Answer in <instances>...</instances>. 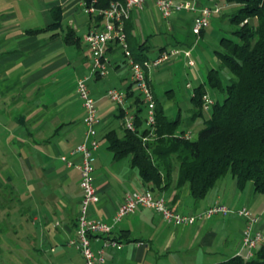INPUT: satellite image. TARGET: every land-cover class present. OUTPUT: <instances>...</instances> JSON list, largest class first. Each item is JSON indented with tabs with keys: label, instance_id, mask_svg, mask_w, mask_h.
Returning a JSON list of instances; mask_svg holds the SVG:
<instances>
[{
	"label": "crops",
	"instance_id": "crops-1",
	"mask_svg": "<svg viewBox=\"0 0 264 264\" xmlns=\"http://www.w3.org/2000/svg\"><path fill=\"white\" fill-rule=\"evenodd\" d=\"M82 1L0 0V195L6 186L12 190L8 209L15 210L24 222L13 226L8 221L0 223V236L6 231L10 235V229L16 234L14 239H0V254L7 253L19 264H84L81 252L70 245L76 237L82 199L79 161L70 152L86 139L85 110L77 85L92 68L93 58L84 36L100 21L84 10ZM199 4L208 5L205 0H199ZM78 11L89 17L81 24L87 27L86 32H78L72 19L64 30L62 21ZM194 16L193 12L182 11L165 19L150 0L143 9L133 10L127 22L131 50L148 55L151 37L166 32L175 35L184 30L199 39L208 28L201 36L193 34ZM59 19L61 24L51 27ZM24 21L30 24L26 26ZM70 28L79 44L67 41ZM166 43L159 47L158 56L163 50L178 49ZM179 50L180 56L190 51ZM120 55V48L110 44L111 76L92 79L100 119L95 135L99 148L93 153L94 186L100 201L90 207L89 217L108 224L113 223L127 194L149 190L131 168L129 157L114 160L105 139L109 131L122 136L124 127L120 108L107 96L109 87L101 89L99 82L107 79L125 91L132 86L131 91L137 95L126 59L118 60ZM145 58L150 59L149 55ZM195 65L194 61L190 66ZM152 69L148 78L157 96ZM71 86L72 91L65 92ZM134 97H130L132 105ZM65 156L72 166L62 160ZM173 187L154 194L164 196L174 211L199 216L222 205L233 213L199 218L184 226L168 223L160 213L138 208L114 225L109 238L122 248H105L102 264H217L245 257L249 249L243 247V231L248 220L237 214L243 208L257 219L254 229L264 233V197L256 193L253 183L240 192L233 178H224L200 204L193 202L188 186L180 191ZM9 211L8 219L12 214ZM17 230L23 231V240L17 238ZM104 243V237L94 238V250L103 249Z\"/></svg>",
	"mask_w": 264,
	"mask_h": 264
},
{
	"label": "trees",
	"instance_id": "trees-1",
	"mask_svg": "<svg viewBox=\"0 0 264 264\" xmlns=\"http://www.w3.org/2000/svg\"><path fill=\"white\" fill-rule=\"evenodd\" d=\"M112 1L118 0H97L96 6L107 7ZM224 1L230 6H238L229 15V21L238 26L233 32L238 40L223 36L220 48L216 50L220 67L228 68L232 77L224 85L220 68L208 70L209 84L220 89L225 97L223 102L215 100L211 117L197 138L184 139L182 135L186 131L178 133L180 117L168 118L155 96L156 138L144 142L143 138L149 135L144 125L146 109L140 96L131 91L132 86L128 87L127 93L129 97L135 96L132 106L137 112V131L133 133L124 129L122 136L117 131H109L105 136L114 160L119 162L129 157L131 168L137 171L151 192L161 194L172 186L180 191L188 186L195 204L204 201L228 174L236 181L240 192L253 183L256 193L264 196V0ZM95 18L100 21V17ZM60 24L61 19L51 27ZM74 32L70 28L66 39L79 44ZM134 56L142 63L147 61L145 57L148 58L146 53ZM207 94L204 84L193 89L191 102L195 110L192 124L203 118L204 96ZM175 171L178 173L176 183L173 181ZM2 190L0 223H3L1 213L6 212L12 203L9 195L12 190L7 186ZM5 216L7 219L6 213ZM217 264H264V245L252 259L236 256Z\"/></svg>",
	"mask_w": 264,
	"mask_h": 264
},
{
	"label": "built area",
	"instance_id": "built-area-1",
	"mask_svg": "<svg viewBox=\"0 0 264 264\" xmlns=\"http://www.w3.org/2000/svg\"><path fill=\"white\" fill-rule=\"evenodd\" d=\"M150 0H124L112 1L107 7H97V0H83L84 10L91 16L100 17L98 26L89 29L85 34L84 40L92 54V68L90 76L104 77L107 75L110 65L109 48L110 44H115L122 51L130 72V79L135 86L136 94L140 96L142 105L146 109L145 127L149 130V135L143 138L144 142L156 138V102L154 91L151 87L148 70L161 67L164 63L169 62L182 50L171 48L164 50L154 60L144 61L143 63L136 60L133 51L130 48L128 35L126 32V22L130 19L133 10L143 9ZM154 1L159 12L165 19L182 11L193 12L195 14L192 26V32L200 36L203 30L210 26V20L214 14L221 12L225 6L218 2L213 5L200 6L199 0H151ZM186 56L190 57V51H184ZM190 65H194L192 59ZM89 76L80 78L77 85V92L85 110L83 123L86 127V139L70 152L71 157L78 159L77 168L80 173V189L82 199L78 213L76 237L70 242L82 254L84 264H102L104 262V249L116 247L121 249L115 240L109 238L114 225L121 222L128 215L133 214L138 208H146L164 216L168 223L176 225H192L199 218H209L213 215H229L233 213L229 208L216 205L199 216H186L174 211L164 196H157L150 190L145 192H133L126 195L123 204L119 207L113 218V223L108 224L99 220H93L89 217V209L100 201L97 193L95 181V167L93 165V153L98 150L99 143L95 139L96 130L100 124L96 102L90 95L88 86ZM109 99L120 108L122 114L123 127L130 132L137 131V112L130 103V97L127 91L120 88H109L107 90ZM204 110L209 111L214 105V100L210 95L204 96ZM182 137L186 140H195L192 132H186ZM62 160L72 166L67 156ZM238 215L248 220L243 231V247L249 249L245 259L254 257V250L264 245V233L256 231L254 226L257 219H254L247 208L237 212ZM96 237H104L105 243L103 249L94 250L92 241Z\"/></svg>",
	"mask_w": 264,
	"mask_h": 264
},
{
	"label": "rangeland",
	"instance_id": "rangeland-1",
	"mask_svg": "<svg viewBox=\"0 0 264 264\" xmlns=\"http://www.w3.org/2000/svg\"><path fill=\"white\" fill-rule=\"evenodd\" d=\"M216 2H218L221 6L226 4L224 0H205V3H208V5H213ZM237 8L238 6H225L221 10V12L214 14L210 20L208 32L199 39L192 37V35H190L187 31L184 30L176 32L175 35H169L168 32L160 33L159 35L152 36L150 39L148 48V55L150 58L149 60L152 61L157 58L159 47L167 42L170 45H174L178 49L185 48L187 50H190L192 53L190 57H192L196 64L195 66H190L188 64L189 58L187 56L177 55L174 58L172 57L169 62L164 63L161 68L158 69V67H155L152 69L153 72H155V75L153 77L155 91L157 96L159 97L160 103L164 107L166 116L170 119H177L178 117H180L181 119V125L178 129V133H180L181 131H190L193 133V136L196 139L199 132L204 128L205 123L211 117V110H204L203 118L197 119L193 124L191 123V117L195 110V106L191 102V97L193 95V89L195 87L199 86L200 84H204L208 91V95H212L214 99L218 102H223L224 100L225 94L220 89L213 88L209 84L207 79V72L209 69L214 67L220 68V73L224 85L227 84L229 82V78L232 77V74L228 70V68L220 67V62L216 50L220 48V39L223 36L238 40L235 34L233 33L238 28V26L232 24L229 21V15L232 14L233 11L237 10ZM88 18L89 17L87 16V14H84L82 11H78L76 12V15L72 17L68 16L62 21L63 28L65 30L69 25L70 20L72 19V21L76 20L75 23L78 26V32H86L87 27L81 26V24L83 22L85 23ZM29 24L30 23L24 21V25L28 26ZM146 37L147 36H144L145 39ZM118 60H125L124 55H120L118 57ZM111 67L112 61L110 60V65L108 67V72L106 75L107 77H110L113 72ZM89 75L90 73L86 76ZM93 78L95 77L90 76L88 80V86L90 89V95L94 99L95 91L93 86L94 82L92 81ZM189 84L191 85V88L187 87ZM99 85L101 89L114 87V84L110 83L107 79L101 80L99 82ZM71 88L72 86L65 92H68V90H71ZM134 89H136L135 86ZM78 96H75L74 99L78 100ZM151 140L152 139H150L149 141ZM177 177L178 173L177 171H175L173 173V181L175 183L177 181ZM225 178L232 179L233 177L231 176V174H228ZM8 210H10L8 213H12L11 218L6 219V216L4 215L6 212L3 211L1 213V222L7 220L8 223L10 222L12 226L13 224L18 225L24 223L22 218L16 216L15 210H11V208ZM9 229L10 228H8V230ZM17 231L19 233L17 238L23 240V231ZM9 232H11L10 235L6 234L8 233V231L2 233L5 235L0 236V239H14L13 236L16 234H14L11 229L9 230ZM0 264L19 263L13 260V257H11L10 255L8 256L7 253H4L2 255L0 254Z\"/></svg>",
	"mask_w": 264,
	"mask_h": 264
}]
</instances>
